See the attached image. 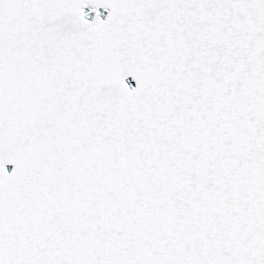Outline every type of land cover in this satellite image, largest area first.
I'll list each match as a JSON object with an SVG mask.
<instances>
[{"label": "snow or ice", "instance_id": "1", "mask_svg": "<svg viewBox=\"0 0 264 264\" xmlns=\"http://www.w3.org/2000/svg\"><path fill=\"white\" fill-rule=\"evenodd\" d=\"M0 264H264V0H0Z\"/></svg>", "mask_w": 264, "mask_h": 264}]
</instances>
